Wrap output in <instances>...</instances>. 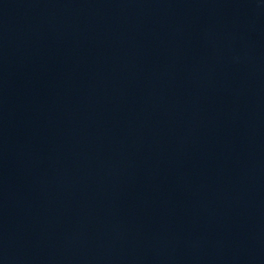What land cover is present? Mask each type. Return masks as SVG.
I'll return each mask as SVG.
<instances>
[{"label":"water","instance_id":"1","mask_svg":"<svg viewBox=\"0 0 264 264\" xmlns=\"http://www.w3.org/2000/svg\"><path fill=\"white\" fill-rule=\"evenodd\" d=\"M0 264H264V0H0Z\"/></svg>","mask_w":264,"mask_h":264}]
</instances>
